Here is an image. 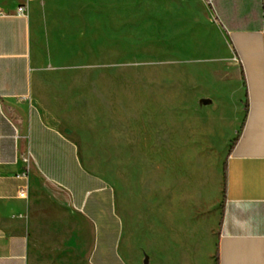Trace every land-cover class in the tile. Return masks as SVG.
I'll return each mask as SVG.
<instances>
[{
    "label": "rangeland",
    "instance_id": "374dc122",
    "mask_svg": "<svg viewBox=\"0 0 264 264\" xmlns=\"http://www.w3.org/2000/svg\"><path fill=\"white\" fill-rule=\"evenodd\" d=\"M29 18L32 102L111 191L114 248H149L155 193L214 187L241 132L228 32L206 0H56Z\"/></svg>",
    "mask_w": 264,
    "mask_h": 264
},
{
    "label": "crops",
    "instance_id": "0c3cea01",
    "mask_svg": "<svg viewBox=\"0 0 264 264\" xmlns=\"http://www.w3.org/2000/svg\"><path fill=\"white\" fill-rule=\"evenodd\" d=\"M52 1L0 0V264H216L217 254L218 264H264L263 0L209 5L234 44L248 108L214 187L201 178L155 193L149 248L132 235L114 248L111 191L31 100L29 14Z\"/></svg>",
    "mask_w": 264,
    "mask_h": 264
},
{
    "label": "built area",
    "instance_id": "2783aa9c",
    "mask_svg": "<svg viewBox=\"0 0 264 264\" xmlns=\"http://www.w3.org/2000/svg\"><path fill=\"white\" fill-rule=\"evenodd\" d=\"M206 2L208 3V5H212V0H206ZM25 12H26V8L25 7H20L18 9V13L21 14V15H24ZM0 15H5V14L0 11ZM24 163L26 165V168L18 176L19 179H26L28 177V174H29V158H25L24 159ZM19 197L22 198V199H25L27 197V189H26V187H21L20 188Z\"/></svg>",
    "mask_w": 264,
    "mask_h": 264
},
{
    "label": "trees",
    "instance_id": "16d2710c",
    "mask_svg": "<svg viewBox=\"0 0 264 264\" xmlns=\"http://www.w3.org/2000/svg\"><path fill=\"white\" fill-rule=\"evenodd\" d=\"M246 108H248V103H247V101H246ZM242 128H243V126H242ZM237 140H238V138H237ZM237 140L235 141V143L237 142ZM234 143V144H235ZM226 170H227V166H226V164H224V174L226 175ZM216 264H218V254L216 255Z\"/></svg>",
    "mask_w": 264,
    "mask_h": 264
},
{
    "label": "water",
    "instance_id": "95a60500",
    "mask_svg": "<svg viewBox=\"0 0 264 264\" xmlns=\"http://www.w3.org/2000/svg\"><path fill=\"white\" fill-rule=\"evenodd\" d=\"M263 2H264V0H263Z\"/></svg>",
    "mask_w": 264,
    "mask_h": 264
}]
</instances>
